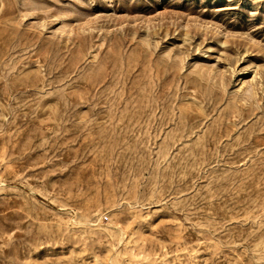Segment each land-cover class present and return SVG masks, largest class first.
Here are the masks:
<instances>
[{
	"label": "rangeland",
	"instance_id": "obj_1",
	"mask_svg": "<svg viewBox=\"0 0 264 264\" xmlns=\"http://www.w3.org/2000/svg\"><path fill=\"white\" fill-rule=\"evenodd\" d=\"M0 264H264V0H0Z\"/></svg>",
	"mask_w": 264,
	"mask_h": 264
}]
</instances>
